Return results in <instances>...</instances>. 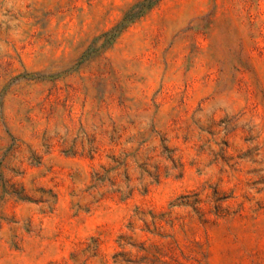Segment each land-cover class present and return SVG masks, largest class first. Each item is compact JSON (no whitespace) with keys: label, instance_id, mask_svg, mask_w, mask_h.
<instances>
[{"label":"rangeland","instance_id":"obj_1","mask_svg":"<svg viewBox=\"0 0 264 264\" xmlns=\"http://www.w3.org/2000/svg\"><path fill=\"white\" fill-rule=\"evenodd\" d=\"M0 0V264H264V0Z\"/></svg>","mask_w":264,"mask_h":264},{"label":"trees","instance_id":"obj_2","mask_svg":"<svg viewBox=\"0 0 264 264\" xmlns=\"http://www.w3.org/2000/svg\"><path fill=\"white\" fill-rule=\"evenodd\" d=\"M160 0L137 1L128 11L122 20L108 31L109 39L115 40L131 23L143 17L148 11L159 3Z\"/></svg>","mask_w":264,"mask_h":264}]
</instances>
